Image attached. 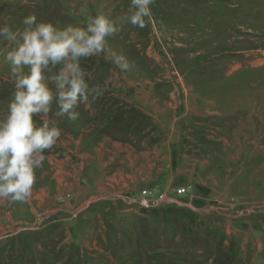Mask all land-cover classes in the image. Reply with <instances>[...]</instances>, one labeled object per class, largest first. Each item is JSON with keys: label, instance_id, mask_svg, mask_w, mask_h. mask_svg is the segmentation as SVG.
Returning <instances> with one entry per match:
<instances>
[{"label": "rangeland", "instance_id": "1", "mask_svg": "<svg viewBox=\"0 0 264 264\" xmlns=\"http://www.w3.org/2000/svg\"><path fill=\"white\" fill-rule=\"evenodd\" d=\"M130 0H0L84 25ZM109 46L134 63L82 61L100 99L62 130L25 203L0 201V264H264V0H155ZM81 9L84 11L82 12ZM0 40V117L13 85ZM184 189V192H181ZM174 201L147 206L161 195Z\"/></svg>", "mask_w": 264, "mask_h": 264}, {"label": "clouds", "instance_id": "2", "mask_svg": "<svg viewBox=\"0 0 264 264\" xmlns=\"http://www.w3.org/2000/svg\"><path fill=\"white\" fill-rule=\"evenodd\" d=\"M154 2L130 0L128 13L116 18L111 8L101 6L95 14L85 15L82 26L59 27L35 13L24 16L19 26L0 23V40L8 46L3 62L13 85L0 117V201L25 203L31 197L36 170L62 135L49 116L53 105L56 117L74 122L80 117L81 104L102 97L99 86H90L82 61L102 56L121 72L132 69L134 63L112 49L109 39L125 23L144 28L146 18H152Z\"/></svg>", "mask_w": 264, "mask_h": 264}, {"label": "built area", "instance_id": "3", "mask_svg": "<svg viewBox=\"0 0 264 264\" xmlns=\"http://www.w3.org/2000/svg\"><path fill=\"white\" fill-rule=\"evenodd\" d=\"M181 192H184V189H181ZM163 200L174 201V199L172 198H166L164 194L161 195L157 200H154L153 198H150V197H147V198L144 197L141 199L142 203L146 204L147 206L154 204L155 202L163 201Z\"/></svg>", "mask_w": 264, "mask_h": 264}]
</instances>
